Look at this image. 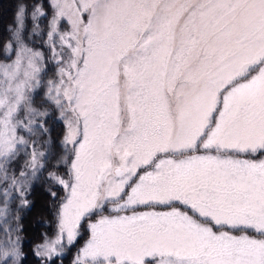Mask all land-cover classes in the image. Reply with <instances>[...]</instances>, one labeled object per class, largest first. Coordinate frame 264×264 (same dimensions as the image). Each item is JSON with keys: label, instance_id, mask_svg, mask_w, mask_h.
<instances>
[{"label": "snow or ice", "instance_id": "snow-or-ice-1", "mask_svg": "<svg viewBox=\"0 0 264 264\" xmlns=\"http://www.w3.org/2000/svg\"><path fill=\"white\" fill-rule=\"evenodd\" d=\"M51 6L59 79L48 96L70 158H62L68 179L57 178L67 191L60 237L38 255L51 258L65 233L71 244L83 229L89 238L75 264H264V0ZM23 15L21 7L18 24ZM42 60L21 43L14 63L0 64L5 205L13 189L27 203L42 167L38 148L30 175L7 167L16 145L29 143L18 128L46 131L47 112L29 96ZM19 256L18 244L0 246V264Z\"/></svg>", "mask_w": 264, "mask_h": 264}, {"label": "rangeland", "instance_id": "rangeland-1", "mask_svg": "<svg viewBox=\"0 0 264 264\" xmlns=\"http://www.w3.org/2000/svg\"><path fill=\"white\" fill-rule=\"evenodd\" d=\"M50 4H52V0H50ZM37 8H39L44 14L43 15L37 14L34 19L33 13L36 12ZM23 9H24L23 23L18 24L17 21V25L13 33V41L12 43L9 42L6 46L5 53H7L8 60L6 62H2L1 64L14 63L17 54L20 51L21 43L26 48L40 52L43 57V60L41 62L42 70L39 73L40 82L35 88H33L29 92V96L33 108L47 112V115L40 120V123L43 124L44 129H46V131L40 130L38 134L33 135L32 133L28 132L26 128H22V127L18 128L16 133L17 136H22L29 143L27 145L17 144L16 147L18 151L14 156V158H12L10 160V163L7 165L9 169V175H16L17 177H19V174L22 170L30 175L33 171L32 167L30 166V162L32 160L33 148H38L40 152L44 153L43 156L39 157V164L42 165V167H38V169L36 170L35 177L31 179L26 194L23 197V199L27 201L26 204L28 205L30 202L29 196L32 193V189L35 184L42 183L45 181L60 184L57 178H63L65 180L68 179L69 168L68 165L62 161V158L68 159L70 158V155L66 152V146L64 144V138L67 132V127L65 129L63 140L61 141V147H62L61 152L58 154V151L51 149V134H50L51 126L48 124V119H49L50 124L53 126V123L51 122V118H54L53 122L57 121V122H63L65 124L64 119L61 116L60 109L56 106L54 101L49 99L48 96V92L50 88L49 82L56 81L59 79L58 64H57L58 57L54 56L52 48L50 46V42L48 40L49 22L52 19L54 9L51 6V12H49L43 9L41 5H35V7L30 11L29 10L27 11L25 7ZM84 15L86 17L87 13H85ZM69 28L70 26L67 24L66 19L61 20V29L66 31ZM56 51L57 52L60 51V47L58 43L56 46ZM32 141H35V144H33ZM67 147L70 148L71 146L69 145ZM56 152L57 155L56 157H54L53 154ZM15 159H21L22 161L21 162L22 166L19 167L20 168L19 172L15 171L14 169H11L10 167L11 162H13ZM5 186L6 184H0V193H2ZM16 199H17V206L21 208L24 204L21 203V197L15 191V189L12 190L11 195L8 197L6 205L3 202L4 201L3 195L0 194V209H6L3 214H0V233L3 232L2 239L0 240V246H4L6 244H12V243L18 244L20 251L18 264H21V259L23 254L21 251L22 239H21V235L18 233L20 229L19 214L17 215L16 213L13 212V203L14 200ZM141 208H143L142 210H156V209H149L145 206H141ZM61 209H60V213H61ZM157 211H163V210H157ZM60 213H59L58 225L55 233L49 236L46 235L44 241L35 248V252L37 255H38V250H41L43 245H45L46 243H52L60 237V229H59ZM78 237L79 235L72 243H74ZM71 244L67 243V238L65 233L64 236L61 238V243L55 245L57 249L56 254L52 255L51 258H49L48 256L38 255L44 260L42 264H49L50 261L55 257L64 256V254L66 253V246H69ZM83 247L77 251L72 264H75L78 256L81 255V250L83 249Z\"/></svg>", "mask_w": 264, "mask_h": 264}, {"label": "trees", "instance_id": "trees-1", "mask_svg": "<svg viewBox=\"0 0 264 264\" xmlns=\"http://www.w3.org/2000/svg\"><path fill=\"white\" fill-rule=\"evenodd\" d=\"M35 5H41L43 9L51 12L50 0H0V64L8 60L5 51L7 44L13 41L18 10L24 6L27 11H30ZM53 119L51 118L53 126L48 119V124L51 126V149L58 151L59 154L66 126L63 122H53ZM53 155L56 157L57 152ZM21 162V159H15L10 164L11 169L19 172V167L22 166ZM66 194L67 191L63 185L45 181L33 186L28 205L24 204L19 208L17 199L14 200L13 212L19 214L20 229L18 233L22 239L21 251L23 256L21 264L43 263L44 260L36 254L35 248L44 241L46 235L49 236L55 233L60 209L65 201ZM155 209L165 210L162 206ZM2 233H0V240L2 239ZM88 238L89 234L81 229L77 240L66 246L64 256L55 257L49 264H72L77 251L84 246Z\"/></svg>", "mask_w": 264, "mask_h": 264}, {"label": "crops", "instance_id": "crops-1", "mask_svg": "<svg viewBox=\"0 0 264 264\" xmlns=\"http://www.w3.org/2000/svg\"><path fill=\"white\" fill-rule=\"evenodd\" d=\"M242 157H243V156H242ZM242 157H241V158H242ZM243 158H244V157H243Z\"/></svg>", "mask_w": 264, "mask_h": 264}]
</instances>
